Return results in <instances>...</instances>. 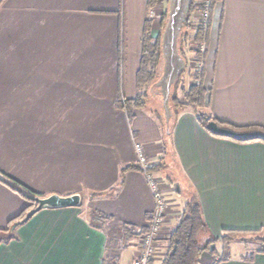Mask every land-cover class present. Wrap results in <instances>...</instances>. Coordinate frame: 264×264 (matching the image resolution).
I'll return each instance as SVG.
<instances>
[{"label":"crops","instance_id":"crops-1","mask_svg":"<svg viewBox=\"0 0 264 264\" xmlns=\"http://www.w3.org/2000/svg\"><path fill=\"white\" fill-rule=\"evenodd\" d=\"M148 12V0H0V178L42 197H82L20 225L0 245V264H133L136 234L148 232L155 209L144 174L124 171L137 165V143L153 164L164 159L157 175L171 204L151 264H162L192 199L205 236L224 249L227 231L264 233V142L214 136L186 109L173 130V167L156 99L133 108V120L118 107L140 91ZM203 85L209 117L264 127V0H214ZM28 205L0 181V237ZM261 251L218 253L213 244L198 264H264Z\"/></svg>","mask_w":264,"mask_h":264},{"label":"trees","instance_id":"trees-1","mask_svg":"<svg viewBox=\"0 0 264 264\" xmlns=\"http://www.w3.org/2000/svg\"><path fill=\"white\" fill-rule=\"evenodd\" d=\"M164 1L168 2L169 0H148V8L151 9L152 7H155L158 3ZM196 1H201V0H193L190 14L195 9L197 10V8H199V6L196 4ZM190 14L185 23V27L183 29L182 37L180 40L181 53L186 58L187 63L189 62L185 54L186 36H187L186 30H187ZM152 23L153 22L150 21V19H148L145 26L141 67L138 72V88L140 90L139 94L135 99H126V100L118 101V107L125 109L128 112L131 120H133V112H132L133 108L143 109L145 107L151 106V103L153 102L156 103L155 100H153L152 102L150 101L151 96L149 95L148 90L149 87L152 85V83L158 77V69L161 62V46H160L161 35L158 36L157 38L152 37L151 34ZM208 30H209V24L207 27L199 26L198 28L195 29L196 32L192 37L193 42L195 41V43L198 46V49L193 51L194 57L192 58V60H194L196 64H198L197 73H195V76L193 77V80L195 82H193V84L191 83V85L187 89L186 86H183L181 82L183 79V75H182L172 92L171 102H172V107L174 109V120L171 125V134L167 135L165 133V124L162 117V111L160 109L158 111L154 110L153 113L161 123L164 132L163 143H164V148L166 150L165 155L166 156L168 155L173 167H175L173 163L174 164L176 163V155L173 149V130L179 114L186 109L193 110L197 114L198 120L202 125V127H204L208 132H210L214 136L230 139L239 143L256 142V141L264 142V127H260V126L235 127L225 123L218 122L216 119L209 117L206 112H203V109H207L206 99L208 94V91L204 88L203 85L204 58L206 54ZM211 122H216L220 127L232 129L236 132L248 133V136L240 138V137H230V136L215 134L209 128V124ZM161 161L158 164H153L152 171L158 173L159 170L165 166V163L163 162L164 161L163 158ZM130 169H137L140 172H142L138 165L129 166L124 171ZM0 181L5 183L8 187L16 191L21 196H23L29 203L25 211L20 216H18L17 218H15L10 222L9 228L7 230L8 235L6 237L4 236L0 237V245H1L2 243L8 242L14 238L15 233L9 235L12 226L18 221H20L22 218H24L26 213L35 206L34 201L31 198H29L26 194L31 196H40V197H42L43 195L36 194L30 191L26 187L17 183L12 178H7V180H3L0 178ZM94 219L100 220L101 216L97 215L94 217ZM124 229L126 232H131L135 230V228L128 229L126 227ZM206 233H208V227L203 217L202 208L200 204L196 201V199L195 200L192 199L191 201L188 202V204L184 208L183 218L181 219L175 230L171 233L170 237L167 239L168 248L163 258L162 264H198L201 255L209 249L211 244L218 241V240H212L206 246H203L200 243V236ZM142 234H145L143 230L142 232L136 234V236ZM241 234L243 233L235 232V231H227L223 234L220 240L223 241L225 244H230L234 242V240H236L238 235ZM244 234L258 235L260 233L250 232ZM261 252H264V249Z\"/></svg>","mask_w":264,"mask_h":264},{"label":"water","instance_id":"water-1","mask_svg":"<svg viewBox=\"0 0 264 264\" xmlns=\"http://www.w3.org/2000/svg\"><path fill=\"white\" fill-rule=\"evenodd\" d=\"M192 3L193 0L168 1L167 20L161 34V62L158 69V77L149 87L150 95L157 97L161 104L165 133L167 135L171 134V125L174 120V109L171 102L172 92L188 65L186 58L181 53L180 40ZM209 128L218 135L240 138L248 136V133L245 132H236L232 129L220 127L216 122H211ZM26 195L34 201L35 206L26 213L24 218L12 226L9 235H12L20 225L29 221L45 208L78 207L82 202L80 194L66 197L55 194L47 197Z\"/></svg>","mask_w":264,"mask_h":264},{"label":"built area","instance_id":"built-area-1","mask_svg":"<svg viewBox=\"0 0 264 264\" xmlns=\"http://www.w3.org/2000/svg\"><path fill=\"white\" fill-rule=\"evenodd\" d=\"M214 0H201L197 8L201 13V20L198 23L201 27H207L211 18V10ZM137 155V165L144 174L147 183L153 193L155 200V209L150 222L149 230L141 237V253L133 264H151L158 250V240L163 227L166 225L171 214V204L166 197V187L154 171L153 163L148 158L144 147L137 143L135 146Z\"/></svg>","mask_w":264,"mask_h":264},{"label":"rangeland","instance_id":"rangeland-1","mask_svg":"<svg viewBox=\"0 0 264 264\" xmlns=\"http://www.w3.org/2000/svg\"><path fill=\"white\" fill-rule=\"evenodd\" d=\"M199 2L200 1H196V4L198 5ZM199 12L200 11L195 9L190 14V18H189L188 26H187V30H186L187 36H186V47H185L186 53L185 54L188 58L189 63L186 67V71L183 74V79L181 82H182L183 86H186L187 89L189 88L191 83L193 84V82H195L193 80V77L195 76V73H197V70H198V64H196V62L194 60H192V58L194 57L193 51L197 50L198 46L195 43V41L193 42L192 37L194 36V34L196 32L195 29L199 27V25H198V23L200 22L199 20H201V13H199ZM167 14H168V2L167 1L158 3L155 7H152L151 9H149L148 19H150V21H152V22H156L155 24H157L156 28L158 30L157 33H159V36L162 34V32L164 30V26H165V23L167 20V17H166ZM152 31H153V28H152ZM180 87H181V85H180ZM143 90H145V89H143ZM149 95H150V93H149ZM155 99L159 103V105H161L160 102L158 101L159 99L157 97L155 98V97L151 96L150 101L152 102ZM206 110L207 109H203V112H206ZM170 161L171 160H169V162ZM158 175L161 177L160 173ZM176 221H178V220H176ZM176 221H175V223H176ZM26 223H24V224H26ZM24 224H22V225H24ZM209 241H210V239L208 238V236H205V234H202L200 236V243L203 246L207 245V243ZM234 241L235 242H233V244H231V248H229V249H228V247H225V249H224V247L221 243L217 244V242H215L213 244L216 245V251L218 253H221L223 250H225L227 252L229 251L232 255L239 253V251L244 249V247L247 248L249 253H254L256 251H260V250L264 249V233H260L258 235L241 234V235H238L236 240H234ZM213 244H211V246ZM140 246H141V244H140ZM141 249H142V246L138 250V256L137 257H139V255L141 253ZM217 252H215V253H217ZM155 258H156V255L154 256L153 260ZM216 263L217 262L215 261L213 264H216Z\"/></svg>","mask_w":264,"mask_h":264}]
</instances>
